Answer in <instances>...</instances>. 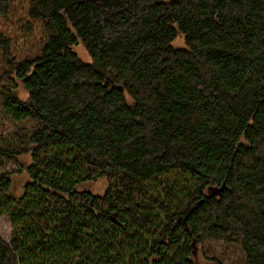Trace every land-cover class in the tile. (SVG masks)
<instances>
[{"label":"trees","instance_id":"1","mask_svg":"<svg viewBox=\"0 0 264 264\" xmlns=\"http://www.w3.org/2000/svg\"><path fill=\"white\" fill-rule=\"evenodd\" d=\"M28 4L33 58L0 33V163L34 162L0 173V264H223L210 242L264 264V0Z\"/></svg>","mask_w":264,"mask_h":264},{"label":"rangeland","instance_id":"2","mask_svg":"<svg viewBox=\"0 0 264 264\" xmlns=\"http://www.w3.org/2000/svg\"><path fill=\"white\" fill-rule=\"evenodd\" d=\"M28 6V0H13L10 3L8 13L4 16L0 15V33L9 38L11 54L19 61L33 58L46 40L47 35L43 23L29 17ZM175 46L180 48L185 47L183 37H180L175 42ZM75 51L85 62H91L90 56L82 46L76 47ZM3 53L0 45V75L4 64ZM20 95L25 99L22 87L20 89ZM8 132H10L9 128L0 129V133L2 134H8ZM31 151L32 149H29L28 153L19 156L17 160L4 159L3 162L0 163V173H14L22 167H28L33 164ZM29 180L30 176L25 171L14 175L11 195L16 198L20 197L24 193V185ZM108 186L109 184L106 179H99L97 181L82 183L78 186V189L101 195L106 191ZM214 191L215 189H209L208 194H213ZM12 234L11 218L8 215H0V236L4 240L9 241ZM202 249L198 251V258L201 264H212L211 260H207L206 258L203 260ZM238 250V248L233 246L228 247L217 242H210L209 249L206 251V256L210 257L211 253L215 251V255L213 256L218 258L219 262L223 264H236L239 259Z\"/></svg>","mask_w":264,"mask_h":264},{"label":"water","instance_id":"3","mask_svg":"<svg viewBox=\"0 0 264 264\" xmlns=\"http://www.w3.org/2000/svg\"><path fill=\"white\" fill-rule=\"evenodd\" d=\"M225 188V183L223 184V186L220 189H216V188H209V189H215V194H220L221 191ZM200 203H203V201H201Z\"/></svg>","mask_w":264,"mask_h":264}]
</instances>
